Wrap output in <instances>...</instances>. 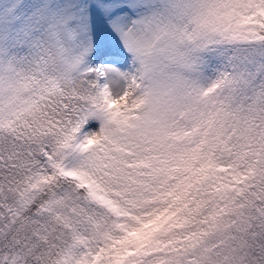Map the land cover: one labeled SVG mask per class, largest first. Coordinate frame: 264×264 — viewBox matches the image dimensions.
Segmentation results:
<instances>
[{
	"label": "snow or ice",
	"instance_id": "1",
	"mask_svg": "<svg viewBox=\"0 0 264 264\" xmlns=\"http://www.w3.org/2000/svg\"><path fill=\"white\" fill-rule=\"evenodd\" d=\"M0 264H264V0H0Z\"/></svg>",
	"mask_w": 264,
	"mask_h": 264
}]
</instances>
